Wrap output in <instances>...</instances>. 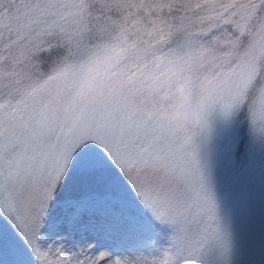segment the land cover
<instances>
[{
    "label": "snow or ice",
    "instance_id": "obj_1",
    "mask_svg": "<svg viewBox=\"0 0 264 264\" xmlns=\"http://www.w3.org/2000/svg\"><path fill=\"white\" fill-rule=\"evenodd\" d=\"M0 264H264V0H0Z\"/></svg>",
    "mask_w": 264,
    "mask_h": 264
}]
</instances>
